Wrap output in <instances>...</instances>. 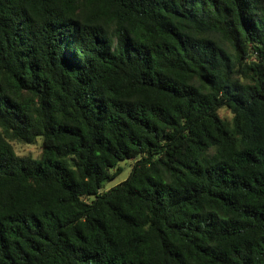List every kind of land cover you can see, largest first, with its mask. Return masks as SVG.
Wrapping results in <instances>:
<instances>
[{
  "label": "trees",
  "instance_id": "1",
  "mask_svg": "<svg viewBox=\"0 0 264 264\" xmlns=\"http://www.w3.org/2000/svg\"><path fill=\"white\" fill-rule=\"evenodd\" d=\"M0 264H264V0H0Z\"/></svg>",
  "mask_w": 264,
  "mask_h": 264
},
{
  "label": "rangeland",
  "instance_id": "2",
  "mask_svg": "<svg viewBox=\"0 0 264 264\" xmlns=\"http://www.w3.org/2000/svg\"><path fill=\"white\" fill-rule=\"evenodd\" d=\"M221 115L226 116L229 119V114L226 111L222 110ZM11 144L15 153L19 156L30 155L33 158H39L41 154V144H42L41 138L37 139L35 145H23L15 141L11 142ZM132 163L133 161H124L120 163V167L123 168L121 174L112 180L105 181L102 185L101 192L107 191L112 187L116 186L117 184H119L121 181L125 180L131 172Z\"/></svg>",
  "mask_w": 264,
  "mask_h": 264
}]
</instances>
